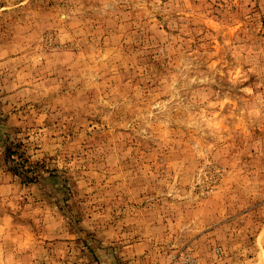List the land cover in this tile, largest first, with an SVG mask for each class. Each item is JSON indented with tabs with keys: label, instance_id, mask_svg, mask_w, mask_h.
<instances>
[{
	"label": "rangeland",
	"instance_id": "obj_1",
	"mask_svg": "<svg viewBox=\"0 0 264 264\" xmlns=\"http://www.w3.org/2000/svg\"><path fill=\"white\" fill-rule=\"evenodd\" d=\"M0 264H264V0H0Z\"/></svg>",
	"mask_w": 264,
	"mask_h": 264
}]
</instances>
